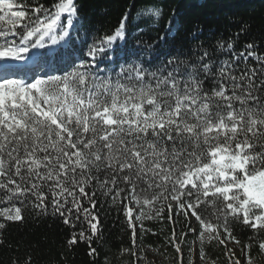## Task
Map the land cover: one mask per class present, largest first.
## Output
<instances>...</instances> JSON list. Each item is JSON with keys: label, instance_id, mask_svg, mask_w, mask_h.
Here are the masks:
<instances>
[{"label": "snow or ice", "instance_id": "1", "mask_svg": "<svg viewBox=\"0 0 264 264\" xmlns=\"http://www.w3.org/2000/svg\"><path fill=\"white\" fill-rule=\"evenodd\" d=\"M131 7L81 55L89 36L75 0H0V217L51 208L65 224L83 216L96 235L99 196L123 208L134 244V220L143 228L167 208L173 223L195 218L201 241L223 244L221 229L236 240L242 223L264 250V54L254 43L237 51L233 39L161 52L173 24L135 39L138 59H125L116 44Z\"/></svg>", "mask_w": 264, "mask_h": 264}, {"label": "trees", "instance_id": "2", "mask_svg": "<svg viewBox=\"0 0 264 264\" xmlns=\"http://www.w3.org/2000/svg\"><path fill=\"white\" fill-rule=\"evenodd\" d=\"M40 2L51 6L54 0ZM75 4L81 18V35L87 33L89 36L83 45L78 44L81 55L91 37L115 32L129 5L132 7L128 35L116 44L117 50L123 49L125 59H138L133 55L135 39L157 40L173 24L175 30L168 44L161 42V52L200 41L215 45L220 39L225 42L233 39L237 51L247 43H254L258 45L259 53L264 54V0H75ZM141 4L146 7L142 9ZM148 7L159 8L160 15L148 13ZM134 25L145 29L142 35L134 34ZM193 33L198 35L193 38ZM237 33H240L238 40ZM97 200L93 210L99 220L96 235H92L83 216L79 222L73 216L72 223L65 224L63 218L52 214L51 208L46 214L26 208L22 221L6 222L0 217V222L6 225L0 229V264H138L136 256L144 248L156 251L163 259L167 256L164 261L185 264L181 253L195 239L189 230L192 229L191 220L174 215L176 222L173 223L165 208L159 218L144 219L140 232L135 229L134 244L133 230L128 226L123 208L111 200L105 202L104 197L98 196ZM85 207L90 205L85 204ZM145 213L154 215L147 208ZM81 229L85 231V238H78L70 245L72 235H78ZM174 231L175 244L172 242ZM224 234L221 229L220 239ZM233 235L236 240H231L245 250L251 264H264V250L250 239L256 235V230L240 223L233 228ZM176 245H179L180 252L176 251ZM200 252L208 261L231 264L227 247L219 240H204Z\"/></svg>", "mask_w": 264, "mask_h": 264}, {"label": "rangeland", "instance_id": "3", "mask_svg": "<svg viewBox=\"0 0 264 264\" xmlns=\"http://www.w3.org/2000/svg\"><path fill=\"white\" fill-rule=\"evenodd\" d=\"M134 207V216L139 213V209L135 208L134 205H130ZM192 221V231L195 239L189 245V248L181 253V257L183 255L185 264H217L215 262L208 261L203 258L200 252V245L203 241L199 238L200 226L195 220V218L190 219ZM134 223L137 225L136 230L140 232L141 227L139 226L140 222L134 220ZM224 240V244L227 247L228 254L231 258V264H251L245 250L241 249L235 242L231 239L226 237V234L222 237ZM206 240V239H205ZM180 258V256H179ZM138 264H174L171 261H164L167 260V256L164 259L156 253V251L144 248L141 253H138L136 256ZM179 264V263H177Z\"/></svg>", "mask_w": 264, "mask_h": 264}]
</instances>
